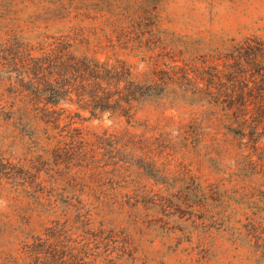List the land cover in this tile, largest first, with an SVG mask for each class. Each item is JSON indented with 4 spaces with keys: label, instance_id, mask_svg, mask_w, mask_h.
Here are the masks:
<instances>
[{
    "label": "rangeland",
    "instance_id": "obj_1",
    "mask_svg": "<svg viewBox=\"0 0 264 264\" xmlns=\"http://www.w3.org/2000/svg\"><path fill=\"white\" fill-rule=\"evenodd\" d=\"M73 27L104 46L95 55L100 61H124L136 80L154 66L169 77L166 106L138 105L133 127L124 118L77 121L97 135L129 128L148 140L136 157L154 158L162 171L141 160L121 165L117 155L104 165L113 179L107 195L141 186L164 192L163 213H149L145 235L134 237L136 264H264V163H235L241 153L229 138L213 145L206 137L207 146L196 139V70L217 64L231 40L264 34V0H0V50L6 40L37 46ZM4 89L0 81V93ZM59 107L79 112L74 104ZM27 141L12 124H0L3 160L28 155ZM9 187L0 185V264H14L13 258L22 264V245L41 233L45 220L23 212L25 193Z\"/></svg>",
    "mask_w": 264,
    "mask_h": 264
},
{
    "label": "trees",
    "instance_id": "obj_2",
    "mask_svg": "<svg viewBox=\"0 0 264 264\" xmlns=\"http://www.w3.org/2000/svg\"><path fill=\"white\" fill-rule=\"evenodd\" d=\"M89 35L73 27L37 46L10 40L1 46L0 124L27 137L29 150L16 163L0 157V185L17 194L21 189L23 212L45 220L41 233L22 245V264H136L134 237L145 235L149 213L161 215L165 208L161 190L105 193L113 179L104 165L113 155L121 165L141 160L162 175L154 158L136 157L147 139L129 128L97 135L77 121L124 118L133 127L138 105L166 106L168 74L154 66L136 80L124 61H100L95 55L104 46L92 44ZM217 61L196 70V139L207 146L206 137L213 145L229 138L241 153L234 162L255 167L264 163V34L231 40Z\"/></svg>",
    "mask_w": 264,
    "mask_h": 264
}]
</instances>
